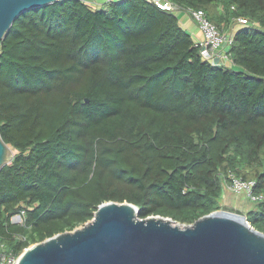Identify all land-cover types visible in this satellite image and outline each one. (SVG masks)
I'll return each instance as SVG.
<instances>
[{"label":"trees","instance_id":"obj_1","mask_svg":"<svg viewBox=\"0 0 264 264\" xmlns=\"http://www.w3.org/2000/svg\"><path fill=\"white\" fill-rule=\"evenodd\" d=\"M173 1L220 28L247 19L231 65L206 60L150 0H58L1 40L0 133L15 151L0 171L6 250L72 230L108 200L194 223L222 208L230 174L255 180L244 214L264 232V0Z\"/></svg>","mask_w":264,"mask_h":264},{"label":"water","instance_id":"obj_2","mask_svg":"<svg viewBox=\"0 0 264 264\" xmlns=\"http://www.w3.org/2000/svg\"><path fill=\"white\" fill-rule=\"evenodd\" d=\"M56 1L0 0V42L21 13ZM14 153L0 133V171ZM16 264H264V232L226 209L182 224L108 200L82 225L29 245Z\"/></svg>","mask_w":264,"mask_h":264},{"label":"built area","instance_id":"obj_3","mask_svg":"<svg viewBox=\"0 0 264 264\" xmlns=\"http://www.w3.org/2000/svg\"><path fill=\"white\" fill-rule=\"evenodd\" d=\"M158 8L178 13L186 11L200 26L203 37L196 42L200 46L203 57L213 65H231V57L229 48L234 40L235 33L238 30L226 31L221 29L216 23L210 20L206 12L200 8L183 7L173 0H150ZM248 21L244 17H237V24H246ZM229 185L231 189L238 193H246L250 198L257 199L259 196L253 194L255 185L254 179H243L234 174H230ZM19 255L13 251L4 248V244L0 241V264H16Z\"/></svg>","mask_w":264,"mask_h":264},{"label":"rangeland","instance_id":"obj_4","mask_svg":"<svg viewBox=\"0 0 264 264\" xmlns=\"http://www.w3.org/2000/svg\"><path fill=\"white\" fill-rule=\"evenodd\" d=\"M247 196L248 195L246 193H238V192L233 191L229 185V182L225 181L224 194L222 196V199L220 200V205L222 208L220 209H225L224 207H228V208L233 209L230 211L239 212V213L244 214L252 206V202ZM12 220L21 221L22 217L13 216Z\"/></svg>","mask_w":264,"mask_h":264},{"label":"crops","instance_id":"obj_5","mask_svg":"<svg viewBox=\"0 0 264 264\" xmlns=\"http://www.w3.org/2000/svg\"><path fill=\"white\" fill-rule=\"evenodd\" d=\"M180 19L181 25L188 30L194 40L198 42L203 37V32L199 26V24L186 12V11H180L176 13ZM221 28L226 31L231 30H237L238 24L237 22H230L227 24L226 22H223L221 25Z\"/></svg>","mask_w":264,"mask_h":264}]
</instances>
